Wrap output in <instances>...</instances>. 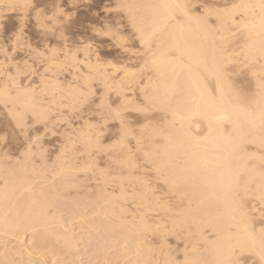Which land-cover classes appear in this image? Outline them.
Here are the masks:
<instances>
[{"label":"bare ground","instance_id":"obj_1","mask_svg":"<svg viewBox=\"0 0 264 264\" xmlns=\"http://www.w3.org/2000/svg\"><path fill=\"white\" fill-rule=\"evenodd\" d=\"M26 1L27 0H0V6L6 5L7 8H11L18 5L24 10L23 5L28 4ZM117 1L118 7L121 6L124 9L125 16L132 23L131 26L133 25V28L138 32L139 36H137L141 38L139 40L142 41H140L141 45H144V51H146L145 49L149 50H147L148 55L146 57V62L143 61L142 58L140 60L143 63H147L148 66H146V68L148 69L151 67L152 71L155 73V76L153 73L151 79L143 78L145 87H148L147 91L153 93V95L149 94L151 95V100L149 97L147 98H149L150 102H152V100L157 102L159 104H157L158 109L160 108V110H163L164 115L169 114V121L165 122L163 127H158V124H156V127L154 124L155 126L153 125L152 127V133H147L150 129L147 131L145 130L147 136L151 133V137L148 136L150 140L147 143L151 149V154H148V156L146 155L148 160L146 159L145 161L152 164L153 171H156L159 177H161L160 179L165 182L167 186H165L166 189L169 188L172 194H176L175 196L178 197V200L179 198L188 200V207L186 205L187 208L185 210L160 209L159 207L161 206L164 207V209L170 207L167 203L166 205L162 202L163 200H160L158 194H154L156 192L153 193L151 191L154 187H151L148 183L149 186L146 185V179L138 181V184L143 187L142 190L138 189L141 191H138V194L139 192L141 195H147L149 193L153 202L151 203L147 196L139 197L136 200V206H139L141 208L140 210H127L126 208V210H124L121 204L118 208L116 206V204L118 205L120 202L118 198L121 199L125 194L115 195L117 197H115L114 194V197L110 194V196H106L104 190H100L101 194H99L101 203L103 204H98L96 202V195L98 192H94L95 194H93L92 192L95 189L90 190L93 194L91 195L85 190L84 187L86 184L84 183L85 186H82L84 191L82 190V192H79L77 190L78 194L76 195L78 196L76 200L74 198V202L70 207L71 209L69 208L70 210L67 211L64 210L66 213V216L65 213H63L66 217L64 219L63 216H61V212L63 211L60 210V206V209H56L58 207L57 204L63 201L60 197H62V195L66 196L68 192L66 193L64 190L63 194L62 190H58L61 188L58 187L57 189V184H55V187L52 182L48 183L50 188L42 185V187L35 186L36 188L33 190L34 184L37 185L38 183L36 184L35 182L33 188L30 187L28 181L32 179L29 178V175L27 176L28 178L24 177L25 173L23 174L22 172L25 171L21 172L17 170L14 168L16 166L8 167L6 166L8 164H2L1 160L0 264H51L52 262H54L52 264H82V259L86 261L83 262L84 264H97L100 260L97 262L96 260L101 257L104 258L101 259L102 261L104 260V262H109L110 264L111 259L106 254L109 252L107 251L108 249H114L116 256L120 255V257H116V260L119 258V260L121 259L124 261L125 258L135 253L136 257L134 258V254L132 255L133 257L130 256V259L128 257L127 261H124L125 264H154L156 263L157 257L155 256L156 258L154 259L153 253L156 252H152V249L148 248L150 245L148 242L152 239L157 241V244H159V246L161 245V247H165L167 244L169 246L166 240L168 236H170L171 239L173 238L175 240H173L174 244L176 245L177 243L178 246L172 251H170L169 249L171 248L167 246L169 249L166 248L165 257L161 259L160 264H264V210H252L255 209L254 206L256 205H254L251 210H246L247 206H244L245 204L243 205L247 199V201L250 202L252 199L250 196H254L256 199H253L258 202L264 200V158H258L262 156L259 154H257L259 155L258 157L254 155V158L258 159L249 163L255 165L254 167H250L248 164L250 155L248 153L251 148L250 145L248 147L249 149L246 146V144L253 145L252 147L256 149L255 154L258 152V148H264V81L263 83L259 82L261 81L260 77L262 75L264 76V0H229V3H225L227 0H210L208 4H203L207 2L206 0ZM198 1H201L200 3L203 5L201 6L198 3L200 11L197 13L195 10L196 8L193 7L195 8L193 9L192 6ZM225 5L227 7H225ZM6 6H4L5 9ZM209 16L214 19L213 25L209 23L207 19ZM237 29L243 31V33L242 31L239 33L245 35L246 41L242 38L243 40L239 42L245 41L241 45V48H239L241 51L238 52L242 54V56L239 58L238 53H236L238 62H234V57L232 55L235 56V54H233L235 50L228 52L227 50L229 49L225 51V47L228 46L229 39L231 38L232 40V37L228 36L229 34L231 36L234 35V37H236V35L239 37V33L236 34L238 32ZM233 31L235 32L231 34ZM242 35H240V37ZM237 45L240 47L239 44ZM151 47H153V50L149 49ZM234 47L232 49H235ZM257 58L258 62L261 60L262 65H253L254 63L257 64ZM95 62H97V60ZM233 62L234 66H236V71L237 69L242 70L241 67H243L239 66V68L237 65L245 63L256 67L252 69L251 72L246 70L247 73L251 74V77L248 78L250 80L252 79L254 85L258 87L256 96L248 97L251 99L249 100L247 98L249 100L247 102L242 100V95H240L241 89L239 92L237 91L236 85H232L233 83L229 81L230 75H228L229 77L227 76V70L225 72V64L227 67L229 63L231 64ZM99 63L98 65L101 67L103 64ZM236 63L238 64L236 65ZM138 64H140L138 66L145 65L142 63ZM130 65L128 66L130 67ZM54 66L56 69L57 66ZM89 66H87L88 72H90L89 69H93V67L90 68ZM110 66L111 64L109 68L112 69V74H115V71L119 69L118 67L116 70L117 66L115 68L113 67L115 65ZM257 66L259 67L257 68ZM100 67L96 66V74L100 72L101 78L109 88L114 80L112 79L113 81L110 82V74L107 75L108 71L106 72L107 74H102V70L105 72L107 67H104L105 69H101ZM126 68L125 70L122 69L123 71L121 70L123 73V75L121 74L122 78H126V80L134 79L136 75L133 76V74L135 72H130L131 67L129 71L126 70ZM141 68V70H143V67ZM243 68L248 69L250 67L246 68L244 66ZM57 69L60 68L58 67ZM232 70L236 73L235 69ZM232 70H230V72H233ZM237 73L236 75L241 74ZM92 74L94 73L92 72ZM143 74L142 77L144 76ZM77 76H79V73ZM153 76L155 77L154 79ZM234 76L235 75L232 77ZM87 77L82 78L81 76L80 79H82L83 82H90ZM145 77L147 76L145 75ZM111 78H113L112 75ZM114 78L118 81L122 80V78H120V80L119 78ZM239 78L241 79V76ZM249 79L247 80L249 81ZM46 80H44L45 83ZM131 83L134 86L137 82L135 81V84L133 82ZM48 84L50 86H44H47L51 90L52 88L53 90L57 88V83L50 84L49 81ZM115 84L114 90L115 87L118 88L116 90L118 95H122L119 97L124 99L126 89L118 82H115ZM5 88L4 90H6ZM17 88H20V86ZM127 89L129 88L127 87ZM132 89L136 94L137 89L135 88L136 91L134 88ZM139 90L140 89H138V92ZM74 92L72 91V93ZM243 92L248 93L250 91ZM3 93L0 94L3 96ZM6 94L7 91H5L3 97L7 98L8 95ZM116 94L117 93H115V95ZM135 94L134 96L137 95ZM26 95H28L27 92ZM131 95L132 94H130V97H134ZM149 95L146 93L144 97ZM244 95L245 94H243V96ZM9 96L11 95L9 94ZM31 97L32 96L26 97V101L24 99L21 105L24 107L23 110L25 108L31 110V112L38 115L40 120L46 118V115H49V113L45 114L46 111L43 110V112L41 108L37 107L38 104L36 103V106ZM121 99L119 101H121ZM124 101L126 102V100ZM144 102L146 103L145 100ZM150 104L152 105L153 103ZM42 106L44 108V104ZM164 115L161 114L160 116L163 117ZM147 117L149 118V116ZM163 118H165V116ZM148 121L150 122L151 119H148ZM151 122L153 124V121ZM143 123L141 125H143ZM146 127L148 126L146 125ZM142 128L141 130L144 131L145 126ZM135 130L133 133L134 135ZM138 134L144 135L145 133L143 134V132H140ZM148 137H146V139H148ZM153 138L155 139L152 140ZM134 139L136 140L137 138ZM138 139L140 140L141 138ZM156 139L157 141H155ZM133 143L139 146L137 142ZM122 144L125 146V142ZM140 144L143 145V142ZM144 145L146 146V144ZM124 146L122 145L121 147ZM134 147L135 146L132 148ZM132 148L129 149L133 152ZM124 149L126 150V148ZM124 149L122 148V151ZM128 152L129 151H127V154ZM118 153H120L119 150ZM141 153H143V151ZM258 153L263 154L264 152ZM25 156L27 158V155ZM122 156L124 155L122 154ZM31 159L33 158L30 156V161ZM28 160L29 159H26L27 162L24 163H28ZM127 161L128 159L126 162ZM29 164H31V162ZM37 164L33 166L35 167ZM59 165L60 164H58V167ZM19 166L20 165H18V167ZM24 166L25 165H23V168ZM28 167H26L27 170ZM30 167L32 171V164ZM62 167L65 169L64 166ZM62 167L60 166V168ZM134 167H136V165L133 166V168ZM60 168L58 171L62 170V173L65 172ZM36 170H39V167ZM73 171L74 170H72V172ZM38 172L39 171L36 173ZM28 173L29 171L26 172V175ZM32 173L33 171L31 174ZM69 173H71V171ZM55 174L54 172L53 175ZM88 175L91 177L90 173ZM138 175L140 176V173ZM39 176L41 177L40 181L45 179L43 176ZM63 176L64 175L61 177ZM156 176L157 175H155V177ZM83 177L80 179H83ZM37 178L38 177H35L34 180L36 181ZM68 178H65L67 182H69ZM26 179H28V181ZM46 179L49 180V178ZM65 179L64 181H66ZM80 179L77 182H69V185H82V180ZM160 179L158 180L161 181ZM60 180L62 181L61 178ZM60 180L58 182H60ZM131 180L134 181V179ZM54 181L57 182L56 180ZM106 181H109V179L105 178V182ZM133 181H131V183ZM62 182H60L61 185ZM89 183L91 182L87 183L88 187L90 186ZM93 184L94 187L95 183ZM46 185L47 183L45 186ZM104 185H106V183ZM121 185H124V181ZM71 187L72 186H70V188ZM88 187L86 186V188ZM100 187H98V189H100ZM62 188L64 189V187ZM122 188L123 186H121V189ZM146 192L148 193L146 194ZM67 195L70 196V193ZM72 195L74 196L75 193ZM247 196L251 199L249 200ZM245 197L247 198L245 199ZM58 198H60L61 201H59L60 199ZM123 198L122 200H124ZM241 198H244V200L242 199L244 202L239 200ZM253 199L252 202H254ZM98 201L100 200L98 199ZM122 202L125 204L126 200ZM263 202L260 203L263 205ZM68 204L65 205L68 206ZM100 204L102 207H99ZM88 206H91V209H87L86 207ZM156 206H158L159 210H155ZM85 208L87 210H84ZM64 209L68 208L64 207ZM258 220H261V225L256 222ZM182 229L186 232L184 236ZM26 234L28 239L23 240L22 238ZM196 242H199L200 245L202 244V249H198L200 246H197ZM171 253H173V255L176 254L175 257H171L173 258L172 260L168 256ZM162 256H164V254ZM113 260L116 262L114 258L112 262ZM112 262L111 264H115Z\"/></svg>","mask_w":264,"mask_h":264},{"label":"rangeland","instance_id":"obj_2","mask_svg":"<svg viewBox=\"0 0 264 264\" xmlns=\"http://www.w3.org/2000/svg\"><path fill=\"white\" fill-rule=\"evenodd\" d=\"M202 1H205V0H202ZM206 1L207 2H204L203 4H208L210 0H206ZM228 1L229 0L225 1V3H229ZM26 2L28 4H24L23 5L24 7L22 6L24 10H22V8L18 5L16 7H11L12 9L10 7L7 8V6L4 5L6 6L7 10L4 8V6L2 5H1L2 7L0 6L1 7L0 8L1 9L0 10V93L2 94L3 92L5 93V91H7L6 95L8 96L9 94L11 95L9 96V99H8V96L7 98L3 97L4 93H3V96L0 94V161L1 160L4 161V162L1 161V163L4 165L8 164L6 165L8 167L16 166L14 168H16L17 170H20L21 172L25 171V172H22L23 174L25 173L24 177L26 178L29 175V178L32 179V180L29 179L30 183L28 179H26L30 187L33 188V184L35 182L36 184L38 183L37 185L34 184L33 190L36 187H40V186L42 187V185H44V187L48 186L47 188H50L48 183L52 182L54 186L55 184H57L56 185L57 187L55 186L57 189L58 187L61 188L58 190H62L63 194H64V190L66 191V193L67 192L70 193L71 197L67 195L68 193L66 194V196L62 195V197H60L63 201H61V199L58 198L60 199L59 201L61 202L57 204L58 207L56 210L61 208L60 210L63 211L61 212L62 213L61 216H63L64 219L66 218L65 211L71 209L70 207L72 206L71 204L74 202V198L76 200V197L78 196L76 194H78V191L79 192L80 191L82 192V190L84 191V188L91 195L98 192L96 195L97 196L96 202L98 204L101 203V199L99 195L101 194L100 190L101 191L104 190V192H106L105 193L106 196L109 194L111 196H113V194L114 196L115 195L118 196L119 194L122 195V193L123 195L124 194L126 195V196L125 195L123 196L125 198L122 197L124 200H122V198L121 199L118 198V201L120 202L122 201L125 202L126 200L125 204H123V202L122 203L119 202L118 203L119 206L116 204L118 208L120 207V204H121V206L123 205L122 206L123 208L122 207L121 208L124 210L126 209L127 210H137V209L140 210L141 208L139 206H136V202H137L136 200L139 197L147 196L148 199L151 201V203L153 202L152 197H150V194L148 192H146V194L148 193L149 195L148 194L145 195L144 194L145 192L142 193L144 195H141L140 193L141 192L140 190H142L143 187L142 185L138 184L139 183L138 181L145 180V179H146L145 180L146 185L149 184L151 185V187H154L152 188L151 191L153 193L156 192L154 194L156 195L158 194V197L160 198V200L161 201L163 200L162 202H164L165 204L167 203L168 206L170 207V208L167 207L166 209H164V207L161 206L159 207L160 209L162 210H170V209L171 210L172 209L173 210H177V209L185 210L188 207V200L187 199L185 200V198H181V199L179 198L178 200V197L175 196L176 194L175 195L174 193L172 194L169 188L166 189L167 186L165 185V182L160 179L161 177H159L156 171L155 172L153 171L154 169H153L152 164L150 162L148 163V161H145L147 159L146 155L148 156V154H151V149L149 148V145L147 143L150 140L149 137H151L150 135L152 133L151 131L153 130L152 129L153 125L158 124V127L160 128L163 127L164 123L169 121V114L164 115L163 110H160V108L158 109L159 104L157 102H154L153 100L152 102L149 101V98L150 100L152 99L151 95H153V93H151L150 91H147L148 87H145V83H144L145 81H143L144 80L143 78L151 79L154 71H152L151 67H150L151 69L150 68L147 69L146 68V66H148L147 63H143L140 61L142 58V60L146 62V57L148 55L149 50L145 49L146 51L147 50L148 51L147 52L144 51V48H143L144 45H141L142 41L139 40L141 38L138 37L139 36L138 32L136 31L135 28H133V25L131 26L132 23L125 16V13L123 11L124 9L121 6L118 7V1L117 0H71V1L70 0H27ZM200 2L201 1H198L196 2L194 6H192V8L193 7L196 8V9L195 8L193 9H195L197 13L198 11H200L199 4L201 6L203 5ZM225 7L227 6L225 5ZM210 17L211 16H209L207 19L209 23L213 25L214 19L211 17L213 19L212 20ZM127 19L129 20V22ZM235 31H233L231 34H233ZM237 31L238 32L236 34L241 32L242 30L239 31L237 29ZM242 33L238 34L239 37L236 35L237 38L234 37V35L232 36L230 34L228 35L229 37H232V40L231 38L230 39L228 38L229 44L227 43L228 46L225 47V51L226 49H229L227 50L228 52H232L233 50H235L233 52L235 56L232 55L234 57V62H238L236 53L241 51L239 48H241V45L246 41L245 35H242ZM240 35L242 36L240 37ZM242 38L245 41L239 43L241 40H243ZM237 44H239L240 47H238ZM233 47L235 49H232ZM236 47H237V50H236ZM152 48L153 47L149 49H152ZM143 51L145 54L143 53ZM241 56L242 54L238 53V57L241 58ZM96 60L97 62H95ZM239 61H244V60H239ZM259 61L260 62H258V58H257V61H256L257 64L254 63L253 65L255 66L258 64L259 66L262 65L261 60ZM59 62L62 65H60ZM234 62L231 64L227 63L228 64L227 67L225 64L224 69H225V72L227 70V73H226L227 76L230 75L231 79L229 78V81L233 83L231 84L234 86L236 85L235 87L238 92L241 89L240 95H242L241 96L242 100L247 102L251 99L248 97L256 96L258 92L257 90L258 87L254 85V81H252V79L250 80L248 78V77H251V74L247 73L246 70L251 72L252 69L256 67L250 64L249 66L247 63L242 64L243 62L241 63L242 65H237L238 63H236L238 67L239 66H243V67L245 66L246 68L250 67L248 69L241 67L242 70L237 69L236 71V66H234ZM98 63L103 64V65H101L100 67ZM138 63H142L145 65L138 66L140 65ZM87 64H89L90 66ZM110 64L111 66L115 65L113 66L114 68L117 66L116 70L118 69V67L120 70L118 69L117 71H115L116 73L114 72L115 74H112L111 72L113 71H111L112 69L109 68ZM54 65H56L57 68L59 67L60 69H57V68L55 69ZM128 65H130L131 69ZM87 66H89L90 68L93 67V69H91L93 71L89 69L90 72H88ZM96 66L100 67L101 69H105L107 67L105 69V72H103L102 70V74L108 71L107 72L108 74L107 73L106 74L107 75L110 74V82L114 80L113 84L111 83V87L108 88L107 85H105L106 83L101 78L100 72L99 73L97 72L96 74ZM259 66H257V68ZM132 67H135V68H132ZM141 67H143V70H141L142 69ZM125 68L128 71L130 69V72L134 71L136 74L133 72L134 73V74L132 73L133 76L136 75L138 79L140 80H138L136 76H134V79L126 80V78H124L125 79L124 80L121 74L123 75L122 71L125 70ZM232 69H235L236 73L241 71L239 72L241 74L237 73L239 75H236V73ZM230 70H232L233 72H230ZM92 72L94 74H92ZM78 73H79V76H77ZM148 73H149V76H148ZM231 73H234V74H231ZM142 74L144 75L143 77H142ZM111 75L113 78H111ZM145 75L147 77H145ZM233 75L235 76L232 77ZM81 76L82 78L83 77L85 78L88 76L87 79L90 82H83L82 79H80ZM154 76H155V73H154ZM154 76H153V79L155 78ZM240 76H241V79L239 78ZM114 77L119 78V80L120 78H122V80L120 81H118L117 79L115 80ZM263 77H264L263 75L260 77L261 81L259 82L263 83L264 81ZM42 78L44 80L47 79L46 83ZM247 79H249V81ZM49 81H50V84L57 83L56 85L57 88H54V90L53 88L52 90L49 89L47 87L49 85L48 84ZM135 81L137 83L138 82L140 83L141 81H143L142 83L144 84L136 83L137 85H140V86H137L135 84ZM115 82L120 83L126 89V93L124 92L126 94V95L124 94L125 95L124 99H121V97H119L122 95L120 94L118 95V92L116 91L118 88L115 87V90H114V86L116 85ZM131 82H133L135 85L133 86ZM85 83L86 84L88 83L87 85L89 86H87ZM125 83L126 84L129 83V84L126 85ZM43 84L47 86H44ZM19 86L20 88H17ZM127 87L129 89H127ZM4 88L6 90H4ZM132 88H134L135 91L137 89L136 94L138 96L135 94L134 91H132L133 90ZM142 88L145 90L147 95L149 94L151 95L144 97L146 93L144 92ZM19 89L21 90L23 89V90L21 91ZM71 89L73 92L74 91L75 92L72 93ZM138 89H140L139 92H138ZM46 91H48L49 93ZM70 91L72 94L70 93ZM127 91H129L130 93ZM243 91L245 92L250 91V92L244 93ZM26 92L28 95H26ZM132 92L137 97L134 96ZM115 93H117L116 95L118 97L115 95ZM138 93L140 94V96ZM141 93H143L144 95ZM130 94H132L135 98L130 97ZM243 94L245 95L243 96ZM24 95L26 97L32 96L31 98H32L33 103L35 104L37 103L38 104V106L36 104L37 107L41 108L42 111L43 110L46 111L45 114L49 113V115H46L47 119L44 118L40 120V118H38V115L31 112V110H27L26 108L23 110L24 107L21 105L23 104L24 99L25 101L27 100V98ZM119 98L121 99V101H119L120 100ZM142 99H144L146 103L148 102L149 103L146 104L144 100ZM5 100H8V101H5ZM122 100L124 103L122 102ZM124 100H126V102ZM14 103L15 104L17 103V104L15 105ZM40 103L42 105L44 104V108ZM150 103H153V104L155 103V104L151 105ZM155 105L157 108L155 107ZM144 114L146 115V117ZM159 114L164 115L165 118H163L164 116L162 117ZM147 116H149V118ZM144 117L146 120L145 119L143 120ZM141 118L143 122L145 123L142 122ZM147 118L149 120L151 119V121H153V124L151 121L149 122ZM155 120H158V121H155ZM140 122H142L143 125H141L142 123ZM136 124L138 126L139 125L141 126L138 127ZM263 124H264V120H263ZM130 125L131 126L133 125L132 129ZM146 125L148 127H146ZM144 126H145L144 131H142L141 128ZM133 129L135 130L136 137L133 134L134 133ZM148 129L150 130L147 131ZM138 130L140 132H143V134L144 133L145 134L144 135L138 134L140 133ZM145 130L147 131V133L151 132L148 135L149 137L147 136ZM144 136L148 137V139H146V137ZM134 138H137V139L135 140ZM138 138H141V139L139 140ZM154 139L155 138H153L152 140ZM155 141H157V139ZM123 142H125V146L124 144H122ZM133 142L135 143L137 142V145H139L140 147L136 146ZM141 142H143V145L140 144ZM120 143L124 147H121L122 145ZM144 144H146V146ZM249 145L251 149L249 150V153H248L250 155V160L248 161V164L254 161L255 159L264 158V153H263L264 148H258V152H262L263 154L258 153V152L255 154L256 152L255 147H252L253 145L251 146V144H246L247 148L249 147ZM133 146L135 147L132 148ZM120 147H121V151H120ZM122 148L123 149L126 148V150L124 149L122 151ZM129 148L130 149L132 148L133 152ZM136 149L139 152H137ZM118 150L121 154L118 153ZM144 150H145V153H144ZM147 150L149 153L147 152ZM127 151H129L130 153L128 152L127 154ZM142 151L143 153H141ZM134 153H135V156H134ZM122 154L124 156H122ZM130 154L132 157L130 156ZM257 154L262 155L263 157L262 156L258 157L259 155ZM25 155H27V158ZM254 155H256L258 158H254ZM30 156L31 158H33L31 159V161H30ZM26 159H29L28 163H24V162H27ZM125 159L126 160L128 159V161L126 162ZM30 162L32 164V171H33L32 174H31L32 171L30 167L31 164H29ZM128 162H129V165H128ZM17 164L20 166L18 167ZM35 164H37L36 165L37 167L33 166ZM58 164H60L59 167H58ZM23 165H25L24 168H23ZM135 165L136 167L133 168V166ZM249 165L250 167L255 166L253 164H249ZM60 166L61 167L64 166L66 170L68 169L69 170L66 171L65 169H63V167L60 168ZM70 166H71V169H70ZM26 167H28V170ZM38 167H39V170H36L38 169ZM59 168L63 169L65 172L62 173L61 172L62 170L58 171ZM72 170L74 171L72 172ZM28 171L33 178L30 176L29 173L26 175V172ZM37 171L39 172L36 173ZM51 171L53 173L55 172L56 174L53 175ZM70 171L71 173H69ZM57 172H58V176H57ZM89 173L92 178L89 177L88 175ZM139 173H140V176L138 175ZM38 174L43 176V178L45 179H43V181H40L41 177ZM61 174L64 175L63 176L64 178L61 177L62 176ZM72 175L75 177H73ZM104 175L106 179H109V181L105 182ZM155 175L157 176L155 177ZM35 177H38L39 180L37 178V180L35 181L34 180ZM82 177L83 179H80ZM46 178H49V180ZM60 178L62 179L63 182L67 184L63 183L60 180ZM65 178H68L69 182H72V181L77 182L80 179L82 180L81 182L82 185L80 186L78 184L69 185V182H67ZM64 179L66 181H64ZM131 179H134V181ZM158 179H160L161 181H159ZM54 180H56L57 182H55ZM59 180L60 182H62L63 186L61 185L60 182H58ZM44 181L47 183L46 186H45L46 183ZM123 181H124L125 186L121 185L123 184ZM131 181L133 182L131 183ZM86 182L87 183L91 182L89 183L90 185L89 187ZM125 182L128 185H126ZM84 183L86 184L88 188H86ZM93 183H95L94 187H93L94 185ZM105 183L106 185H104ZM136 184H138L139 186ZM70 186L72 187L70 188ZM82 186H85V187L83 188ZM121 186H123L122 189H121ZM62 187H64V189ZM98 187H100V189H98ZM66 188L68 191L66 190ZM93 189L99 190V191L94 190L92 194L90 190H93ZM138 191H140L139 194H138ZM74 193L75 195L73 196L72 194ZM138 195H141V196H138ZM247 197H245V199ZM250 197L252 199L255 198L254 196H250ZM250 197H249V200L251 199ZM67 198H69L70 200L72 199L73 201L72 200L70 201ZM98 199L100 201H98ZM242 199L244 200V198H241L239 200H242ZM252 199L250 200V202L247 201L248 199L246 200V202L242 200L244 202L243 205L245 204L244 206H247L246 210H251V208L254 205H256L254 206L255 209H252V210H259V209H261L259 211L264 210V206H263L264 204L262 205L260 203V202H263L264 200L258 202L253 199V201L257 203L255 204L254 202H252ZM65 204H68V206ZM101 204L99 205V207H102ZM64 207L68 209H64ZM90 207L91 206H88L86 208L91 209ZM86 208L84 210H87ZM159 208L158 206H156L155 210H159ZM63 213H65V216L63 215ZM256 222L260 223L261 225V220H258ZM184 233L186 232H184L183 230V236L185 235ZM168 237L166 238V240H167V243H169V246L167 244L165 247H161V245L159 246V244H157V241L155 240H152V239L149 240L150 242H148V244L150 245L148 248L152 249V252L153 251L156 252V253H153L154 259L157 257L155 261L156 263L154 264H160L161 259L165 257L166 248L168 247L171 248V249L168 248L170 251L175 250L177 248L178 244L177 243L176 245L174 244L173 242L174 239L173 238L171 239L170 236ZM22 239L27 240L28 239L27 234L24 235ZM153 242H156V243H153ZM197 246H200V248L198 247V249H202V244L200 245L199 242L197 243ZM107 251L111 253V254L109 252H108L109 254L106 253L107 256L111 259V262L113 258L116 260V257L118 255L116 256L115 250L108 249ZM160 253L162 255L164 254V256H162ZM133 254L135 258L136 254L135 253ZM132 255L130 256L133 257ZM175 255L176 254L173 255V253H171L168 256L172 260L173 258L171 257L173 256L175 257ZM130 256H128L129 259L131 258ZM118 257H120V255ZM128 257L124 259L125 262L127 261ZM102 258L103 257L96 260V262L99 260L101 261V262L100 261L97 262V264L98 263L109 264V262H104V260L102 261L101 260ZM118 260L119 258H117L116 262L114 260L113 262L115 264L116 263L125 264L123 260L120 259L121 262L123 263H121L120 260L119 261ZM84 261L85 260L82 259L81 263L84 264L83 263Z\"/></svg>","mask_w":264,"mask_h":264}]
</instances>
